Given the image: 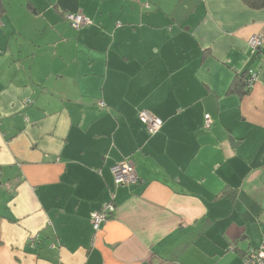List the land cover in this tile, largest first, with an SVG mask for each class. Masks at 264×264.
<instances>
[{
    "label": "crops",
    "instance_id": "1",
    "mask_svg": "<svg viewBox=\"0 0 264 264\" xmlns=\"http://www.w3.org/2000/svg\"><path fill=\"white\" fill-rule=\"evenodd\" d=\"M260 32L264 7L243 0H0V264H243L263 248ZM123 160L138 179L116 187Z\"/></svg>",
    "mask_w": 264,
    "mask_h": 264
},
{
    "label": "built area",
    "instance_id": "2",
    "mask_svg": "<svg viewBox=\"0 0 264 264\" xmlns=\"http://www.w3.org/2000/svg\"><path fill=\"white\" fill-rule=\"evenodd\" d=\"M66 20L77 30L91 23L88 18L80 13L68 14ZM248 44L251 55L255 56L256 54H258L264 46V33L260 32L252 35L249 39ZM256 78L257 72L253 69H249L245 81L246 87L248 89L253 87V84L256 82ZM32 103L33 102L31 100H28L26 102V105L30 106ZM139 118L145 123L146 131L149 135H156L163 127V121L146 110H143L139 113ZM211 127V117L209 115H206L204 128L211 129ZM112 173L114 177V184L116 187L121 185L128 186L135 183L138 179L135 167L129 160H123L117 163L112 168ZM115 212L116 206L113 200L105 202L100 207V209L92 212L90 220L95 236L101 231L102 226L114 216ZM243 264H264V247L250 249L244 256Z\"/></svg>",
    "mask_w": 264,
    "mask_h": 264
},
{
    "label": "trees",
    "instance_id": "3",
    "mask_svg": "<svg viewBox=\"0 0 264 264\" xmlns=\"http://www.w3.org/2000/svg\"><path fill=\"white\" fill-rule=\"evenodd\" d=\"M243 1H245L246 4L251 5L252 8H254V9H260V8L264 7V0H251V1L250 0H243ZM246 78H247L246 74H244L243 77L241 78L240 82H239V87H240V89L242 90L243 93H245L246 90H247L246 89V82H245ZM150 136H155V135H150Z\"/></svg>",
    "mask_w": 264,
    "mask_h": 264
},
{
    "label": "water",
    "instance_id": "4",
    "mask_svg": "<svg viewBox=\"0 0 264 264\" xmlns=\"http://www.w3.org/2000/svg\"><path fill=\"white\" fill-rule=\"evenodd\" d=\"M233 141V140H232Z\"/></svg>",
    "mask_w": 264,
    "mask_h": 264
}]
</instances>
